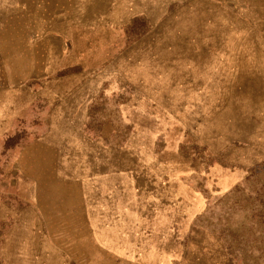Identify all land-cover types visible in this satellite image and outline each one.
Listing matches in <instances>:
<instances>
[{"label":"rangeland","instance_id":"obj_1","mask_svg":"<svg viewBox=\"0 0 264 264\" xmlns=\"http://www.w3.org/2000/svg\"><path fill=\"white\" fill-rule=\"evenodd\" d=\"M0 264H264V0H0Z\"/></svg>","mask_w":264,"mask_h":264}]
</instances>
